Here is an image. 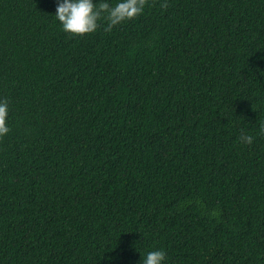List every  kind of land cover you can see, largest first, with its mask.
<instances>
[{"label":"trees","instance_id":"trees-1","mask_svg":"<svg viewBox=\"0 0 264 264\" xmlns=\"http://www.w3.org/2000/svg\"><path fill=\"white\" fill-rule=\"evenodd\" d=\"M56 3L0 0V264H264V0Z\"/></svg>","mask_w":264,"mask_h":264},{"label":"clouds","instance_id":"clouds-1","mask_svg":"<svg viewBox=\"0 0 264 264\" xmlns=\"http://www.w3.org/2000/svg\"><path fill=\"white\" fill-rule=\"evenodd\" d=\"M145 0H57L55 18L62 31L72 36H83L95 32L100 20L106 19L105 29L110 31L114 26L124 21L134 19L142 14ZM8 104L0 101V136L9 132ZM260 134H264V125L260 126ZM240 140L251 144L252 135L242 134ZM140 253V252H139ZM164 249H153L143 255L140 253L139 264H165Z\"/></svg>","mask_w":264,"mask_h":264}]
</instances>
